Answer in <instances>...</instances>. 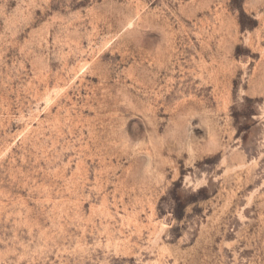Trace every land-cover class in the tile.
Returning <instances> with one entry per match:
<instances>
[{
  "label": "rangeland",
  "instance_id": "rangeland-1",
  "mask_svg": "<svg viewBox=\"0 0 264 264\" xmlns=\"http://www.w3.org/2000/svg\"><path fill=\"white\" fill-rule=\"evenodd\" d=\"M0 264H264V0H0Z\"/></svg>",
  "mask_w": 264,
  "mask_h": 264
}]
</instances>
